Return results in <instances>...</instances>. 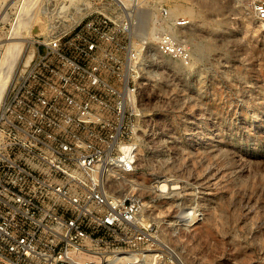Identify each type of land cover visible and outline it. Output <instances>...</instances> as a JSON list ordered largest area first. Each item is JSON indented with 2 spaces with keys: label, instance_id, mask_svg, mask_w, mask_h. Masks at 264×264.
Here are the masks:
<instances>
[{
  "label": "built area",
  "instance_id": "obj_1",
  "mask_svg": "<svg viewBox=\"0 0 264 264\" xmlns=\"http://www.w3.org/2000/svg\"><path fill=\"white\" fill-rule=\"evenodd\" d=\"M241 1L264 23V0ZM190 23L161 0H130L118 19L91 12L35 40L0 106V264H180L105 171L138 160L148 33L157 54L188 64L178 31Z\"/></svg>",
  "mask_w": 264,
  "mask_h": 264
},
{
  "label": "rangeland",
  "instance_id": "obj_2",
  "mask_svg": "<svg viewBox=\"0 0 264 264\" xmlns=\"http://www.w3.org/2000/svg\"><path fill=\"white\" fill-rule=\"evenodd\" d=\"M11 1L0 0V68L7 37L15 31L28 38L5 91L36 39L103 13L115 0H44L47 10L29 30L14 28L22 1ZM161 1L194 6L184 30L191 27L205 50L198 59L193 54V65L174 59L171 66L149 48L138 160L131 173L106 170L105 188L139 196L144 216L180 264H264V23L241 0Z\"/></svg>",
  "mask_w": 264,
  "mask_h": 264
},
{
  "label": "bare ground",
  "instance_id": "obj_3",
  "mask_svg": "<svg viewBox=\"0 0 264 264\" xmlns=\"http://www.w3.org/2000/svg\"><path fill=\"white\" fill-rule=\"evenodd\" d=\"M17 1H20V0H17ZM21 1H22V3H20V4H22V8H20V11L17 12L18 15L16 17H18V18H16V19H18V22L16 23L14 28L18 29V30H21V29L29 30L31 23L34 20H37L39 18L38 15H40L41 13H45L47 8L43 7V5H42V2L44 0H21ZM66 1H69V3H77L78 0H66ZM84 1L86 2V0H84ZM184 2H185V0H184ZM207 2L211 6L215 4V2L213 0H211V1L207 0ZM238 2H240V1H238ZM8 3H9V1H8ZM111 4L113 6L109 10H105V12L104 11H102V12L104 14L108 15L109 17L113 18V19H118V17L121 15V13L124 12L125 9L129 7L130 0H115ZM77 5H78V3H77ZM63 6H64V4H62L60 7H63ZM193 7L190 4L188 5V4H181V3L176 2L173 4V6H171L169 8V10H170V13L172 12L174 14L175 13L187 14L188 17L190 19H192L193 13H194ZM244 8H246V7H244ZM184 29H186V28H184ZM184 29H180L178 31V33L179 34L181 33L183 36H185V38L191 43V57H192L191 64L193 65L194 58H195L194 57L195 55H193V54L196 53V57L198 59V57H200L204 53L205 45H204V43H201L200 41L195 39V35H194L193 29H191V27L188 31L184 30ZM148 34L149 35H148V39H147L148 44H147V48H146V52H147L146 57L148 55L149 48H155V46L153 44V38H152L151 32ZM7 38L11 39V41L6 43L3 60L1 61L2 66L0 68V102H1V98L4 94L6 85L10 79V76H11L17 62L19 61V58H20L21 53L23 51L22 50L23 44L25 42L24 39H27L28 37L25 38V37H22L21 35H18V34L16 35V32L14 31ZM15 38H20V39L13 40ZM0 45H2V44H0ZM206 48H208V47H206ZM34 49H35L34 46L30 47V49L27 52L25 59L23 60V65L28 63V61L32 57V54L34 53ZM155 50H156V48H155ZM160 62L168 63L171 66H176V62L174 61V59L172 60V58H170L168 56H160ZM159 187L165 188L166 182H163V181L160 182Z\"/></svg>",
  "mask_w": 264,
  "mask_h": 264
}]
</instances>
